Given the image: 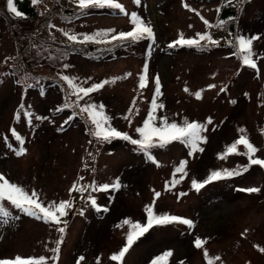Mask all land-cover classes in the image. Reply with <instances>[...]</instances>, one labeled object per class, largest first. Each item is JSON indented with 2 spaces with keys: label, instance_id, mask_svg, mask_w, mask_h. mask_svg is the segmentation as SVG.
I'll list each match as a JSON object with an SVG mask.
<instances>
[{
  "label": "rangeland",
  "instance_id": "rangeland-1",
  "mask_svg": "<svg viewBox=\"0 0 264 264\" xmlns=\"http://www.w3.org/2000/svg\"><path fill=\"white\" fill-rule=\"evenodd\" d=\"M225 1L141 0L137 6L133 0H118L129 14L135 11L151 24L155 43L147 39L126 42L120 52L99 59L77 50L69 54L65 63L54 68L45 58L36 68L45 78L42 81L34 80L29 70L20 79L13 71L28 43L10 36L7 21L0 17V173L29 193L36 191L46 204L64 200L73 203L68 215L62 218L64 223L56 225L28 216L5 201L12 216L19 218L9 219L7 223L0 218V259L45 257L47 264H77L78 258L83 256L85 259L80 264H98V261L99 264H119L110 257L126 244L130 227L123 221L127 218L133 223H146L145 207L153 203L154 193L159 192L161 195L155 201L157 213L190 219L195 227L154 226L144 240L132 245L123 264H150L154 257L167 250L173 255L165 264H180V261L207 264L203 248L194 246L196 236L207 239L204 248L209 256L221 257L214 264H264V252L259 250L264 248V168L252 166L241 176L213 181L202 192L192 187L193 179L203 181L212 171L235 169L248 163L242 154L218 158V154L224 153L226 147L239 138L240 128L246 129L250 141L259 148L256 156L264 158V59L258 58L264 57V0L239 2L241 11L237 25V35L260 37L253 43L259 71L243 66L232 54L235 49L227 41L234 34L216 27L220 15L217 9ZM185 3L200 15L185 8ZM36 8L41 12V22L33 28L28 42L38 49H41L38 36H45L63 46L108 51L121 43H95L91 47L92 42L80 43L79 40L83 34L106 29H115L118 33L133 27L129 17L118 10L89 8L79 13L77 0H43ZM201 16L212 26H206ZM14 26L12 23L11 28ZM65 32L76 34L78 41H69ZM197 33L212 35L220 40V45L168 46L181 34L189 39L195 38ZM48 48L51 55H55V49ZM65 64L69 67L64 68ZM145 65L146 87L141 89L139 77ZM129 73L131 75L126 76ZM63 75L78 77L76 83L83 87L119 78L79 103L81 106L85 103L103 105L104 112L113 118L112 126L133 138H139L135 129L142 126L147 116L155 92V77L159 76L162 95L157 103H163L164 108L157 110V116L167 117L169 123L177 124H183L185 119L206 124L208 118L212 119L207 131L202 133L207 137V143L200 145L204 151L189 156L188 147L173 141L163 148L151 149L154 163L122 139L102 144L89 134L90 127L94 126L86 113H80L76 106L64 108L65 103H72L76 97L69 96L71 89L61 79ZM29 84L33 86L27 87ZM209 85L216 87L209 88ZM221 88L226 91L221 92ZM198 91L200 99L195 97ZM21 104L24 109L21 118L16 119ZM130 107L133 108L131 126L123 119ZM58 108L62 110L56 111ZM136 109H139L138 114ZM24 112L34 114L31 123ZM35 116L46 119L36 120ZM10 129H15L24 139V154L18 156L13 150L21 145ZM238 150L245 151L242 145ZM182 160L188 162L187 176L180 180L181 174H176L179 182L172 186L174 170ZM117 178L121 184L118 191L92 192L89 189L83 195L70 193L74 184L77 187L93 182L111 184ZM250 187L260 191L239 190ZM89 194L108 211L94 214L87 200ZM60 227L65 229L63 233L58 230ZM58 241L62 242L58 244ZM56 247L60 249L58 260L53 259L57 254L52 249Z\"/></svg>",
  "mask_w": 264,
  "mask_h": 264
},
{
  "label": "snow or ice",
  "instance_id": "snow-or-ice-1",
  "mask_svg": "<svg viewBox=\"0 0 264 264\" xmlns=\"http://www.w3.org/2000/svg\"><path fill=\"white\" fill-rule=\"evenodd\" d=\"M33 5H36L39 0H31ZM233 0H227V4L231 5ZM237 2L242 3L243 0H237ZM78 6L81 10H86L89 8H109L112 10H118L121 15L128 16L130 24L133 25L130 31H121L116 33L115 29H106L94 34L88 35L83 34L82 39L79 40L80 43H135L140 40L147 39L151 40L155 43V33L150 23H146L143 18L135 11L130 14L127 12L125 7L118 2V0H77ZM133 3L139 6L141 4V0H133ZM185 8H189V6L185 3ZM7 9L10 13H12L17 18H23L24 14L17 9L14 4V0H7ZM190 11L196 12L197 15H200L196 9L189 8ZM219 12L220 9L218 8ZM204 24L208 27L212 25L204 19L203 16L200 17ZM227 23L226 20H219L216 27L223 28V26ZM191 27V26H190ZM114 33V34H113ZM64 35L68 38L69 41L77 42L78 36L76 34L69 35L67 32ZM231 35V34H230ZM110 36V39L107 37ZM260 39L259 36H251L246 37L244 35H235L232 39L228 40L227 43L233 47L235 50L232 53L238 59H240L243 66L250 67L252 69H258L257 59L258 54L253 49L254 41ZM207 42L206 44H202L201 42ZM208 44L213 46H219L220 40L214 39L212 35L208 33H197L195 38L185 39L183 34L180 35L179 39L169 44V47L176 46H189L196 48H204ZM260 59H264V57H258ZM69 65L65 64L64 68H68ZM127 75H131L126 74ZM146 76H147V65H145L144 73L140 75V84L139 88L143 89L146 87ZM126 78V77H125ZM61 79L65 81L68 85V88L71 89L69 96H75L76 100L72 103H65L64 108L69 107H79L80 113H86L87 118L90 121V124L94 127H90L89 134L97 138L98 140L104 142H111L113 139H122L124 141L129 142L131 145L135 146L136 150L145 154L148 160L156 163L155 157L151 154V149L154 147L163 148L166 145L172 143L173 141H179L188 147L189 156H193L197 152H203L204 149L200 147L202 143H207V137L202 135V133L207 131V124L212 123V119L208 118L207 123L203 124L200 122L192 121L189 122L187 119L184 120L183 124H177L176 122L169 123L167 117L157 116V110L163 109V103H157V99L162 95L161 92V84L159 76L155 77V92L153 94V99L151 101L150 109L147 113L146 118L143 120V124L140 127L135 129L139 138H133L127 132H122L117 128L113 127L111 124L112 117L108 116L104 112L103 105H96L93 103H85L83 106L80 105L79 101L83 100L85 97L90 96L91 93L98 91L103 88L105 84L114 83L116 79L113 78L112 81H102L100 83L91 84L88 87H83L81 84H77L76 80L78 77H70L67 75L61 76ZM90 79V78H89ZM87 83V81H84ZM33 85H27V87L31 88ZM209 88L216 87L215 85H209ZM187 92L188 89L185 88ZM221 92L226 91V88H221ZM247 95V94H245ZM195 97L197 99L201 98V92L198 91L195 93ZM233 104L236 101H231ZM135 106V100L133 101V107ZM24 109V105H20V111L16 113V119L21 118V111ZM62 109L58 108L56 111H61ZM133 113V108L130 107L128 113L123 117V119L129 121V126H131L130 116ZM139 113V109H136V114ZM23 115L28 118V122H32V117L34 116L31 112H24ZM36 120L46 119L45 117L35 116ZM159 121V126H157V122ZM12 136L19 142L21 147L16 150L13 149L16 155H22L26 152V149L23 147L24 139L17 133L15 129H10ZM238 131L241 133L239 138L235 140L231 145L226 147L224 153L218 154L219 159H226L228 155H245L248 159V163L246 165L238 166L235 169H222L212 171L210 175L203 181H197L195 179L192 180V187L199 191L201 188L205 187L207 184L225 179L231 178L235 176H241L244 173L248 172L252 166H260L264 168V158H260L256 156V153L259 151V148L255 146L246 134V129L240 128ZM262 134H264V130H262ZM5 141L7 142V137H5ZM243 146L244 152L241 153L238 150L239 146ZM8 147L11 148L12 145L8 144ZM187 161L182 160L178 167L174 170V179L171 181L172 186L175 183H178L179 180L175 179L176 174H181L179 179L182 180L187 176L186 166ZM83 179V177H81ZM121 187L120 181L117 178L113 183L108 184H99L97 185L95 182L88 185H81L77 187L75 184L70 189V193L78 192L83 195L91 189L92 192H100V191H118ZM168 188V184L166 183V189ZM240 191H245L248 193H256L259 192L260 189L256 187H250L246 189H239ZM161 193L155 192L153 203L151 205H147L145 207L146 213V223L135 222L133 223L130 219H125L123 224L129 225L130 230L126 237V244L120 249L118 253L111 255L110 259L115 262H119V264H123V258L126 253L130 250L132 245L136 242L137 239L144 236L150 229L154 226H165L171 225L174 223H179L182 225H187L188 228L192 229L195 227L192 220L171 215L168 213H157L155 211V201L159 198ZM181 195H186V193H182ZM87 200L90 202L91 206L96 209V211H108L107 207H101L97 204V200L94 196L89 194L87 196ZM7 201L13 208L18 209L24 214L34 217L38 220H44L46 223H52L59 225L64 223L63 217H66L69 213V210L73 208V203L71 200H64L60 202H50L45 203L41 200L40 195L36 191H32L29 193L22 186L11 182L9 179L5 177L4 174L0 173V218H2L4 223H7L9 219H18L19 217H13L12 213L5 206L4 202ZM80 214L83 215V209L80 210ZM61 233L65 231L63 227L58 229ZM247 231V230H246ZM62 241H58L57 243H61ZM207 243V239H201L199 236H196L194 239V246L197 249L203 248V255L207 264H214L215 261H220V256H209L208 250L204 248V245ZM259 247V246H257ZM261 252H264V248H259ZM60 249L59 247L53 248L52 252L57 255L53 257V259L58 260V253ZM173 255L171 250H167L162 254L154 257L150 264H165L166 259L170 258ZM85 257L81 256L77 260V264H80ZM0 264H47V260L45 257H20L16 256L14 259H0ZM99 264V261H98ZM180 264H184V261H180Z\"/></svg>",
  "mask_w": 264,
  "mask_h": 264
},
{
  "label": "trees",
  "instance_id": "trees-1",
  "mask_svg": "<svg viewBox=\"0 0 264 264\" xmlns=\"http://www.w3.org/2000/svg\"><path fill=\"white\" fill-rule=\"evenodd\" d=\"M42 1L43 0H39L38 3H41ZM38 3L36 4V6L38 5ZM14 4L17 7V9L24 14L23 18H17L8 11L7 0H0V17L7 21L8 28L10 29L8 30L12 32L10 36L12 37L17 36L22 43L24 41L28 43L27 46L23 48L22 54L20 55L19 59L16 60V64L13 67V71L15 72V74L18 75L19 79L27 74L26 73L27 70H29L34 75L33 77L34 80L42 81V79H45L43 75H39L36 71V68L39 66L41 61L45 60V58L54 68V66L56 65L65 63L69 54L77 50L83 51V53L89 55L90 57L99 59V58H108L110 54H112V52H120L123 46H126L125 44H121L120 46H113L112 49H109L108 51H99V52L97 50L88 51L90 49L87 50L84 47L78 45L63 46L57 44L56 42H51L50 40L46 39L45 36H38V40H40V47H41V49H38L37 47H33L28 42V37L31 36V34L33 33V28L36 25H40L41 22L40 10L36 8L35 5L32 4L31 0H26L24 2L22 0H14ZM240 11H241V6L239 2H237V0H233L231 5H228L226 0L223 6L220 8V15L218 22L221 19L226 20L227 23L223 26V29L225 31L228 30L232 32L234 36L237 35L238 33L237 25L239 24L238 15ZM83 12H86V10L79 11V13H83ZM12 23L15 24L13 29L11 28ZM90 46L91 47L95 46V43L91 44ZM48 47L55 49V55H51V52L48 51L49 50ZM25 66H27V69L25 68ZM92 138L102 142V144L109 143L98 140L94 136H92ZM111 142H113V140ZM16 148H18V143H16ZM209 185L211 184H207L205 187L201 188L199 192H202V190L207 188ZM82 206H80L79 208L81 209ZM92 209L95 211L94 214L96 215L100 214V211H96V209H94L93 207ZM144 238H139L138 241L144 240Z\"/></svg>",
  "mask_w": 264,
  "mask_h": 264
}]
</instances>
